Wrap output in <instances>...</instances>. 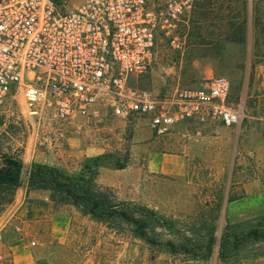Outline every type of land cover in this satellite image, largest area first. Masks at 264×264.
<instances>
[{"label": "rangeland", "instance_id": "374dc122", "mask_svg": "<svg viewBox=\"0 0 264 264\" xmlns=\"http://www.w3.org/2000/svg\"><path fill=\"white\" fill-rule=\"evenodd\" d=\"M177 33L180 48L159 38L136 84L163 94L223 75L228 100L243 107L240 124L180 122L155 137L146 119L99 106L97 116L67 124L62 141L40 143L22 101L14 103L0 112V157L21 160L13 199L0 207V264H264V239L239 234L264 228V0H190ZM33 165L94 174L115 201L163 216L170 233L137 238L129 225L108 228L55 203L27 188Z\"/></svg>", "mask_w": 264, "mask_h": 264}, {"label": "built area", "instance_id": "2783aa9c", "mask_svg": "<svg viewBox=\"0 0 264 264\" xmlns=\"http://www.w3.org/2000/svg\"><path fill=\"white\" fill-rule=\"evenodd\" d=\"M190 0H0V112L21 104L40 143L60 142L75 119H146L155 137L175 124L236 127L240 103L223 75L157 94L136 82L157 40L180 48L177 26ZM1 258V256H0Z\"/></svg>", "mask_w": 264, "mask_h": 264}, {"label": "trees", "instance_id": "16d2710c", "mask_svg": "<svg viewBox=\"0 0 264 264\" xmlns=\"http://www.w3.org/2000/svg\"><path fill=\"white\" fill-rule=\"evenodd\" d=\"M20 169V158L11 155L0 157V207L12 201L15 187L19 182ZM95 176L87 172L67 176L45 165H33L29 172L27 188L48 191L51 201L58 204H72L83 215L105 224L108 228H114L119 223L129 225L133 228V236L137 238L147 240L149 235L159 237L161 234L170 233L163 216L153 209L132 201H115L110 189L97 185ZM152 224L164 232L148 230V226ZM239 234H243L245 239L251 241H261L264 239V228H253ZM212 239L210 233L208 240ZM226 241L225 232L221 235L220 246L224 247ZM169 244L173 245L171 242Z\"/></svg>", "mask_w": 264, "mask_h": 264}, {"label": "crops", "instance_id": "0c3cea01", "mask_svg": "<svg viewBox=\"0 0 264 264\" xmlns=\"http://www.w3.org/2000/svg\"><path fill=\"white\" fill-rule=\"evenodd\" d=\"M201 142L204 143V144H207L205 140H201ZM205 150H206V152L208 153V155L211 154V152H210L209 150H207L206 148H205ZM263 195H264V192H263Z\"/></svg>", "mask_w": 264, "mask_h": 264}]
</instances>
